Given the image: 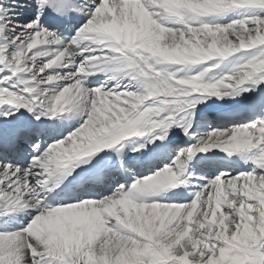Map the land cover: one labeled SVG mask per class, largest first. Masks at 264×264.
<instances>
[{
    "label": "snow or ice",
    "instance_id": "6c2138e0",
    "mask_svg": "<svg viewBox=\"0 0 264 264\" xmlns=\"http://www.w3.org/2000/svg\"><path fill=\"white\" fill-rule=\"evenodd\" d=\"M235 9L252 14L214 22ZM261 11L264 0H0V217H30L0 232V264H264ZM236 53L245 62L214 82L189 70ZM98 72L112 75L90 88ZM117 73L140 87L109 88ZM250 92L255 119L213 129L167 161L173 127L192 138L186 110L195 117L208 99ZM76 112L75 126L46 123ZM129 138H147L131 151L158 160L121 183ZM214 149L249 154L253 166L208 179L186 203L150 199L187 186L188 161ZM98 169L114 181L106 194L69 190Z\"/></svg>",
    "mask_w": 264,
    "mask_h": 264
},
{
    "label": "bare ground",
    "instance_id": "6f19581e",
    "mask_svg": "<svg viewBox=\"0 0 264 264\" xmlns=\"http://www.w3.org/2000/svg\"><path fill=\"white\" fill-rule=\"evenodd\" d=\"M234 11V10H233ZM231 12V11H230ZM219 16L218 17H215L214 18V22L215 23H217L218 22V20H219ZM237 18V17H236ZM235 18V19H236ZM224 20V19H223ZM225 22V21H224ZM102 77V78H107L108 76H109V74H107V73H103V72H98L96 75H92V76H89L88 77V81H92V82H96L97 81V79H99V77ZM126 76H122V78H125ZM116 81H115V83H122L121 81L120 82H118V80H117V77H116V79H115ZM258 95V92H250V93H245L243 96H238V97H236V99L235 100H233V99H227V100H225V101H223V100H219V101H221V102H223V103H221V105L220 106H216V107H220V108H218V109H215L212 105H210L209 103H208V106L207 107H210V108H204L203 106H204V104H206L205 102L204 103H201V104H198V105H196V108H195V113H196V115H195V117H193L192 115H191V112L193 111L192 109H189V110H186V113H185V120L188 122V123H190L191 124V127L194 125V124H196V120H197V117H201L202 115H204L205 114V112H211V111H213V110H217V111H223V110H225V109H228V108H232V109H234V111H237L236 113H237V115H240V114H243V112L242 111H244V116L245 115H248V114H251V109L250 108H246L247 107V102H246V97L245 96H249V97H255V96H257ZM193 98V97H192ZM191 99V98H190ZM220 104V103H219ZM240 112V113H239ZM17 116L19 117L20 116V114L19 113H17ZM251 116V115H250ZM28 117H29V115H28V113L27 112H25V114L23 115V120H29L28 119ZM30 118V117H29ZM0 119H2V118H0ZM31 119V118H30ZM242 121V120H241ZM190 131L191 132H193L191 129H190ZM184 134L181 132V130L179 129V128H176V127H173L172 129H171V132L169 133V141H177L178 139H177V137L178 136H183ZM206 135V134H205ZM204 135V136H205ZM147 138H143V140H146ZM136 143H140L139 142V138H129V140L126 142V145H125V148L123 149V152H124V158H125V160H129V159H136L137 157H139V163H140V165H142L143 163H145V162H147L148 160H149V158H150V154L149 155H147V156H140V154L138 153V154H136V153H131V148H133V147H135V144ZM153 145H149V147H152ZM105 151L106 150H102L101 151V153H99L98 155L101 157V156H105ZM110 155H111V159H112V163L114 164V165H120V163H119V161H117L116 159H115V155L114 154H111V153H109ZM175 156V155H174ZM173 156V157H174ZM232 156H233V158H235V159H238L239 161H241V165H239V167L243 170V169H248L249 168V166H248V163H245V159H246V157L245 156H243V157H241V156H238L236 153H234V154H232ZM141 160V161H140ZM193 159H191V161H192ZM225 159H223V157L222 158H220V162H223ZM198 160H193L192 161V164H194V163H196ZM138 162H137V165L139 164ZM137 165L135 164V167L137 168ZM252 165V164H251ZM135 168V169H136ZM234 169V171H239V168H237V169H235V168H233ZM107 170V169H106ZM149 174H146V175H143V176H141V178H146L147 176H148ZM233 175V174H232ZM183 178V177H182ZM200 181H202V180H200ZM208 181V180H207ZM207 181H205L204 182V184L205 183H207ZM183 185V184H182ZM182 185H179V186H182ZM179 186H177V187H179ZM187 186H188V190H187V192H186V194H185V196H189V198L190 197H192L193 198V196H192V193L193 192H195L196 190H198L199 189V186L200 185H196V184H194V183H191L190 182V180H189V182H188V184H187ZM99 187L98 186H96V187H94L93 186V189H98ZM173 190V188L172 189H165V190H163V191H161L160 193H158L155 197H151L150 199H152V200H154V201H159V200H169V198H170V196L171 195H174V194H178L177 192H173L172 191ZM188 198V199H189ZM8 217H11V218H13V220H10V222H14L15 220H17L19 217H21V219H23L24 218V222H21V223H11V224H8V223H6V221H4L6 218H8ZM30 217H28L27 215H25V214H16V215H13V216H7V217H0V221H2V222H0V232H3V231H5V230H7V231H11V230H14V229H17V228H20V227H22L27 221H28V219H29ZM21 219H19V221H21Z\"/></svg>",
    "mask_w": 264,
    "mask_h": 264
},
{
    "label": "rangeland",
    "instance_id": "374dc122",
    "mask_svg": "<svg viewBox=\"0 0 264 264\" xmlns=\"http://www.w3.org/2000/svg\"><path fill=\"white\" fill-rule=\"evenodd\" d=\"M236 10L237 9H235L234 11H236ZM234 11L232 10L231 12H228L229 13L228 17L233 14L231 20H229V21L223 20V19H225V15H226L225 14V15L220 16V19H219L220 22L219 23L227 24V23H229L231 21H234L236 19H240V18H243L245 16H248V15H251L252 14V12L250 10H248V9H239V10H237L238 12H234ZM260 14L261 15H264V11H261ZM33 15L34 14L31 11L24 12L22 14L21 18H20V22L21 23H27L30 18H33ZM243 56H244V53H236V54H233L230 57L223 58V59H221V58H213V60L202 62V64H200V65L190 66L189 70L191 72H193V70L194 71L195 70H199L200 68L207 67V65L210 64L208 66V67H210L209 68L210 70L207 69L206 71H204L205 72L206 79H205V76H204L203 79H204V82L211 83V82H214L215 80H217V79L225 76L226 74L233 73L235 71L236 67L239 64L245 62L244 59H242ZM122 75H123V73H119V76L122 77ZM126 79L129 80V82H125V84H123V85H120L119 83L112 84V83H114V80H111L110 83L108 84V87L109 88H112L113 86H115L117 84H119V88H124L126 85H129V84H131V86L133 88H139L140 87V84H139L138 81H132L128 76H126ZM102 82H104V81H101L99 84H101ZM97 86L95 85V86H93V88H95ZM245 86H247V87H254V81L251 80V81L246 82V85ZM260 88L264 89V84H261L260 85ZM117 90H119V89H117ZM222 91H230V90H228V89H222ZM196 95L197 94H193V97H195ZM245 97H249V96H245ZM189 98H192V97H189ZM227 99L225 98V99H221V100L225 101ZM219 100L220 99H216L215 97H213L211 99H208V100H206V102H205L206 104H204L203 107L204 108H210V107H207L208 106V103H209L210 105L214 106L215 109H216V108H218L216 106H220L221 103H223V102H221ZM21 111H23V110H21ZM25 112L26 111H23V115L25 114ZM73 114H74V119L73 120L76 123H78V121H79V113L76 112V113H73ZM73 114H65V116H67V115H73ZM21 119H23V116L21 117ZM28 119H30V118L28 117ZM248 121L249 120H247V121H245L243 123H247ZM198 140L199 139L194 140L193 142H191V144H195ZM218 152H220V150L214 149V150H210L207 153H197V154H195L194 157L197 156L199 159H206V158L210 157V155H214L215 153H218ZM237 154L238 155H241V156H246V158L249 155V154H246V153H237ZM190 161H188L187 164H190Z\"/></svg>",
    "mask_w": 264,
    "mask_h": 264
}]
</instances>
